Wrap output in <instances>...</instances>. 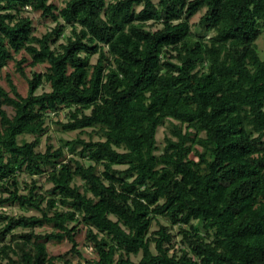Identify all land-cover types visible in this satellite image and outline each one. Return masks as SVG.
<instances>
[{"label":"trees","instance_id":"16d2710c","mask_svg":"<svg viewBox=\"0 0 264 264\" xmlns=\"http://www.w3.org/2000/svg\"><path fill=\"white\" fill-rule=\"evenodd\" d=\"M64 3L0 0V71L16 60L29 85L23 96L9 76L10 92L0 84V208L41 214L0 215V264H60L47 242L65 239L85 260L80 225L95 264H264V0ZM27 10L57 28L34 36ZM23 52L46 72L29 78L28 58L15 59ZM44 84L50 91L39 93ZM50 116L64 132L90 128L101 140L43 152ZM25 135L35 140L20 143ZM66 148L89 164L67 160ZM22 174L53 186L43 195L33 180L25 193ZM159 217L178 227L179 242L166 226L151 232ZM44 225L51 231L36 233Z\"/></svg>","mask_w":264,"mask_h":264},{"label":"rangeland","instance_id":"374dc122","mask_svg":"<svg viewBox=\"0 0 264 264\" xmlns=\"http://www.w3.org/2000/svg\"><path fill=\"white\" fill-rule=\"evenodd\" d=\"M50 3L56 4L59 8L63 7L65 5L64 0H50ZM142 7H138V10H141ZM206 10H202L199 12L195 17L191 19L192 24H197L199 23L201 17L204 15ZM25 17H29L33 21V28H34V36L37 37H42L47 33L52 32L55 30L58 26V24L50 17V16H45L43 15L42 12H36V11H31L27 10L24 14ZM63 23V22H62ZM64 25V24H63ZM149 29H160L162 25L160 23H154L153 21H150L147 25ZM72 26H66L64 30V36L68 37L72 35ZM65 37H61L58 43H56L54 46H57L59 44H62L66 39ZM257 47L258 50L261 54V57L264 59V27H263V34L257 41ZM98 55H95L92 57V63H96L98 60ZM22 58H28L27 63L24 64L26 73L29 78H33V75L36 74H41L45 73L47 68L49 67L48 64H41L37 67H32L30 65L31 60L28 55H26L24 52L20 54H15V59L21 60ZM8 76L11 78L15 86L17 87L18 91L23 95L27 96L28 91H29V85L27 81L17 72L16 70V60H11L6 68H4L2 71H0V84L7 90L11 91L9 84H8ZM50 91V86L48 84H44L40 90L38 91L39 93L43 92H48ZM8 110L9 113H12L11 108L9 107H3ZM69 111L65 110L63 111V123H66L68 120V114ZM54 117V121L52 120V116L48 118L46 127L47 130L46 132L42 135V144L40 146V150L45 152L49 146L53 148V150H57L63 145H66V142L69 141H74L77 138H81L85 141H89L93 139L94 141H100L101 138L98 133L93 132V129H86L85 131H73V132H64L63 129L59 124L56 123V116ZM171 124L169 121L166 122L163 126L159 128L157 139H158V145L160 150L164 148L165 145V137L168 133V130L170 128ZM35 140V136L33 135H25L20 138V143H25V142H32ZM81 146L77 147V153L80 152ZM65 154L67 156V160L71 157H74L66 148L65 149ZM75 159L79 160L80 162L84 164H89L87 160H82L79 156H75ZM125 168V167H121ZM101 169V168H100ZM33 180L37 181V191L40 194L46 195L48 190L52 188V184L49 183L47 180V175L44 176H37L34 177ZM30 177H27L25 174H22L20 176V183H21V189L23 192H27L25 189L26 184L32 185L33 181ZM75 185L81 187L83 185V182L81 179H77L75 181ZM31 187V186H29ZM83 191V189H82ZM0 215L1 216H12V217H19L21 215H26V216H40L41 214L35 210H22L18 205L15 206H7L0 208ZM2 221L3 217L0 219V227L2 226ZM197 223V222H196ZM199 224V223H197ZM161 226H166L170 228V232L175 236L176 235V241L179 242L181 240L180 237H177L178 234V227H171L168 220L159 217L157 218L152 226L151 232L154 233L160 229ZM199 226V225H198ZM51 227L49 225H44L43 227L36 228V233L39 234H45L47 232L51 231ZM87 227L84 225H80L78 228V233L76 234V241L78 244L77 250H79L85 260L81 259L79 255L75 254L73 250V244L68 240L65 239L62 242H57V241H48L47 242V248L48 252L51 256H56V257H62L63 259L61 260L60 264H95L94 260H97V254L95 253V250L93 247H89L88 241H87ZM22 232V229H18L15 234L20 235ZM26 232V231H25ZM1 239V238H0ZM154 250V247H152ZM135 261H139L141 259V255L138 257H133ZM89 262H87V261Z\"/></svg>","mask_w":264,"mask_h":264}]
</instances>
